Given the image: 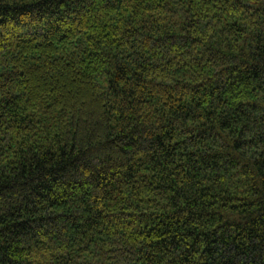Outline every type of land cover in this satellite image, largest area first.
Instances as JSON below:
<instances>
[{"label":"trees","instance_id":"1","mask_svg":"<svg viewBox=\"0 0 264 264\" xmlns=\"http://www.w3.org/2000/svg\"><path fill=\"white\" fill-rule=\"evenodd\" d=\"M0 264H264V0H0Z\"/></svg>","mask_w":264,"mask_h":264}]
</instances>
